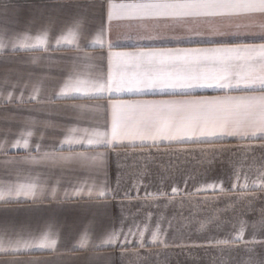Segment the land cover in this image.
<instances>
[{"label": "crops", "instance_id": "obj_1", "mask_svg": "<svg viewBox=\"0 0 264 264\" xmlns=\"http://www.w3.org/2000/svg\"><path fill=\"white\" fill-rule=\"evenodd\" d=\"M99 3L100 0H0V33L7 29V47L0 50V190L7 191L10 186L29 183L35 184L37 189H45L35 204L31 197L22 195L0 200V239L7 242L21 235L27 238L28 233L47 230L45 225H51L57 234L55 249L34 247L30 251L22 249L19 253L9 249L0 252V262L16 259L24 264L31 260H39L41 264H87L93 256V249L80 248L79 241L88 222L93 219L96 226L89 231L93 243H99L102 232H119L121 229L126 235L129 229L133 233L144 230L145 237L150 239V232L159 226L170 245L165 248L148 244L138 248L132 243L137 237L128 235L127 255L115 245L101 250L111 253L112 264H141L145 259L147 264H164L165 261L166 264H221L222 260L228 264H244L250 257L264 259V244L260 243L264 242V229L253 227L254 222L261 219L264 192L249 189L248 195L255 196L249 201L237 200L239 192L219 191L220 181L224 189L231 188L234 169L243 168L249 183L256 180V169L264 165V149L259 147L264 141L226 137L222 144L216 145L225 150L215 153L211 162L198 151H174L202 146L192 143L168 145L165 142L150 149L110 148L105 171L90 163L59 158L71 153L106 151L104 148L93 149L86 141L72 145L66 142L69 136L83 139L84 133H74L73 129L92 130L104 123L102 109L97 119L92 113L82 115L70 106L91 107L103 101L60 98V93L74 63L81 64L83 79L90 75L88 63L95 70H106L109 39L118 40L121 47L114 50L122 51L208 47L210 34L217 43H259L251 38V34L261 31L264 18L244 15L183 20L146 17L114 21L110 25L105 21L104 47L101 48L92 43L100 26ZM93 4L97 5L95 9ZM75 22L81 25L77 31L88 36L87 44L83 39L77 41L79 48L60 39ZM213 27L217 29L216 33H211ZM189 29L202 32L204 36H195ZM44 32L47 33V44L42 48L26 50L17 44L13 50L9 42L18 35L26 33L34 38ZM231 33L249 38L221 35ZM177 37L184 39L178 42ZM57 40H60L59 44ZM85 53L90 60H85ZM34 88L39 90L38 95H34ZM225 94L217 88H198L192 93L196 97ZM122 98L192 97L170 95L166 90L165 93L157 91ZM108 119L110 125V112ZM25 139L27 147L23 143ZM246 144L253 145L247 154L241 149ZM149 151L151 155L142 154ZM213 183L217 185L215 190L211 187ZM240 183H244L243 178ZM172 187H177L179 194L175 197L161 195L170 194ZM53 188L56 190L54 196ZM90 189L93 197L98 189H105V207H96L101 202L88 198ZM241 221H247L243 241L255 240V244L246 247L243 242L236 241L230 246H215L216 240L231 241L236 237ZM119 243L123 244L124 240ZM248 248L253 251L250 253Z\"/></svg>", "mask_w": 264, "mask_h": 264}, {"label": "snow or ice", "instance_id": "obj_2", "mask_svg": "<svg viewBox=\"0 0 264 264\" xmlns=\"http://www.w3.org/2000/svg\"><path fill=\"white\" fill-rule=\"evenodd\" d=\"M5 8L7 6H4ZM95 9L97 5L93 4ZM100 13L99 30L95 32L92 43L104 47V36L106 32L105 21L110 25L114 21L124 19H144L152 17L183 19H211L217 17H232L244 15L251 18H264V0H145V2L125 3L116 0H100L98 5ZM95 19V17H93ZM51 21V17L49 18ZM35 19L33 23H35ZM79 22H75L68 29L66 35L60 39L79 48L77 41L83 39L85 44L88 36L80 34ZM195 36L203 37L204 33L195 29H189ZM7 29L0 33V50L7 47L5 41ZM213 27L211 33H216ZM224 37L247 40L249 37H240L237 33L221 34ZM253 40L259 43H217L209 35L208 47H176V48H137L134 51L114 50L121 45L118 40L111 39L107 42L109 49L106 60V70H95L90 63L86 66L90 69L89 78H81L84 73L80 71L81 64L74 63L68 71V79L64 81L61 88L60 98L78 99L87 98L103 103L94 106L71 105L82 115L92 113L97 119L102 114L103 125H97L94 129L78 130L72 132L84 133L83 139L69 136L66 142L69 145L82 144L86 141L93 149L104 148L106 151L71 153L68 156L61 155L63 160H76L82 163H90L101 171L106 170L108 157L111 155L109 149L117 147H157L162 143L168 145L192 143L202 145L198 148H178L174 151H198L205 160L211 162L215 153L223 152L222 144L226 137H236L245 141H264V25L261 31L252 33ZM178 42L183 37L175 38ZM188 39H191L189 37ZM9 42L13 50L17 44L20 48L33 50L45 47L47 44V33L31 37L26 33L22 36L10 38ZM60 43V40H57ZM103 55V53H102ZM85 60H90L85 53ZM217 88L225 91L223 96L196 97L192 95L195 89ZM167 93L174 96L192 98L179 99H124L125 96H144L151 92ZM237 92L240 94H227ZM34 95L39 90L33 89ZM11 96V94H10ZM31 99V97H30ZM110 112V125H109ZM103 129V130H101ZM30 136L31 133H28ZM19 143V141H17ZM28 146V141H23ZM253 145H242V151L247 154ZM264 149V143L259 145ZM143 155H151L142 153ZM256 180L249 183L248 177L244 175L243 168L234 169L233 184L230 189L223 188L220 181L219 191L224 193L231 191L237 200H249L255 198L248 195L249 189L264 192V165L256 169ZM241 178L244 183L241 184ZM216 189V183L211 186ZM106 189V186H105ZM105 189H98L97 195H91L89 199H95L101 203L96 207H105L107 198ZM45 189H37L35 184H20L10 186L7 191L0 190V200L5 197L24 196L31 197L33 204L42 198ZM55 188L52 189L53 196ZM179 194L177 187H172L170 195L175 197ZM7 202V201H6ZM18 202V201H17ZM251 207V204L249 205ZM261 219L254 222L253 227L264 229V209L261 210ZM247 221L240 222L238 235L229 240H216L217 247L230 246L233 242L241 241L247 247L256 241H243V233ZM96 226L95 220L88 222L84 233L81 235L80 248L89 247L93 249V256L87 264H112L111 253L102 252L106 247H120L122 254L127 255L129 247L128 235L137 237L132 243L138 248H144L151 244L155 247H170L166 235L157 226L150 232V239L145 237L144 230L133 233L129 229L126 235L121 229L119 232L111 231L101 233L99 243H93L89 237V231ZM203 227V226H202ZM44 229H38L36 233H28L27 238L23 235L15 240L9 239L5 242L0 239V252L19 253L22 249L30 251L34 247L42 250L55 249L57 246L56 233L52 231L51 225H45ZM165 235L164 239L161 236ZM123 239L124 243L119 241ZM212 243V242H210ZM264 244V242H260ZM186 246V245H180ZM198 246V245H193ZM251 253L253 249L248 248ZM139 255V253H136ZM0 264H24L20 260H9ZM28 264H41L39 260H31ZM141 264H147V260H141ZM166 264V261L164 262ZM221 264H228L222 260ZM244 264H264V259L257 260L250 257Z\"/></svg>", "mask_w": 264, "mask_h": 264}]
</instances>
